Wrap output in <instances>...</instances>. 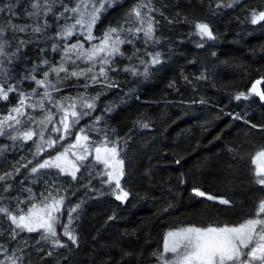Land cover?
Masks as SVG:
<instances>
[{"label": "trees", "instance_id": "obj_1", "mask_svg": "<svg viewBox=\"0 0 264 264\" xmlns=\"http://www.w3.org/2000/svg\"><path fill=\"white\" fill-rule=\"evenodd\" d=\"M65 2L71 7L79 0ZM228 2L231 0H152V5L158 9L154 15L160 43L145 46L137 41L135 47L159 51L162 63L150 67L147 78L123 71L109 74L120 87L106 89L100 95L93 116L101 115L96 127L106 129L110 137L119 140L120 155L125 161L123 184L129 193L126 202L116 200L110 193L112 185L101 183L95 174L101 165H94L87 172L82 168L77 175H83L84 179L72 182L83 185L91 179L90 186L95 192L81 186L72 195V186L63 183L70 179L67 176L49 175L33 183L28 168H22L20 174L9 181L12 188L0 193L3 197L0 206L15 205L16 197L26 198L28 193L22 189L27 187L39 196L52 181L67 189L65 207L84 201L78 210L79 218L72 224L77 245L62 235L61 225L67 221L66 213L56 228L68 247L53 248L45 241L36 243L39 233H24L28 244H23L19 237L17 241H9L6 235L0 236V242L6 243L10 252L19 242L24 249L21 253L24 264H157V255L163 250L169 231L188 226L238 225L252 216L259 201L264 199V187L255 183L256 177L251 171L254 166L250 163L253 155L264 148V131L259 127L264 125V103L254 94L247 101H237L234 97L241 92L247 94L257 80L264 81V21L251 23V13L264 10V0H240L232 8L216 6ZM4 3L6 0H0V5ZM31 3L32 0H19L13 24L33 23V18L27 15L33 11ZM136 4L137 0H117L111 8L101 12L92 34L99 37L108 27L124 23L125 16ZM62 10L60 4L54 8V12ZM6 16L7 12L0 13V23ZM39 19L49 23L43 36L33 39L29 33H17V37L31 42L10 61L0 57L11 82H19L42 57H49L53 63L60 58L58 52L51 53L49 49L55 42H64L57 37L63 19L58 24L53 13L47 16L41 13ZM197 23H207L216 39L202 40L194 34ZM3 26L8 27L7 23ZM79 27L77 25V29ZM10 36L11 33L5 31L0 40V43L9 40L11 47L5 45L9 53L16 50L18 42L10 40ZM77 38L84 40V36L74 35L71 41ZM200 44L203 46H198ZM89 46L85 42L84 47ZM121 51L126 57L131 56L133 46L126 43ZM144 59L149 57L144 55ZM116 62L120 68L130 63L120 56L116 57ZM132 62H136L135 57ZM87 66L81 64L82 68ZM201 74L207 79H197ZM37 76L39 78V73ZM83 82V79L72 78L65 82L64 91L54 95L83 92L79 87ZM171 84L175 87H170ZM21 86L31 91L34 82L25 80ZM258 90L264 91V82ZM96 91L95 87L87 89L90 94ZM201 99L206 103H199ZM15 104L16 94L13 93L9 101H0V112ZM106 107H111V111L105 113ZM236 114L258 127L252 128L243 120L233 119ZM91 121V116L85 117L77 127ZM142 123L148 127H141ZM72 131L75 133V129ZM90 135L95 138L97 133ZM63 143L67 145L69 140ZM12 144L0 137V146ZM31 146L29 141L23 147H11L0 155V172L11 171L18 161L24 162L22 157L24 160L32 158ZM60 148L57 144L38 159ZM48 171L55 172L54 169ZM193 188L217 199L196 197ZM219 199L230 203L220 204ZM112 216L115 219H109ZM9 223L0 217V225L5 230ZM48 251L53 255L48 256Z\"/></svg>", "mask_w": 264, "mask_h": 264}, {"label": "snow or ice", "instance_id": "obj_2", "mask_svg": "<svg viewBox=\"0 0 264 264\" xmlns=\"http://www.w3.org/2000/svg\"><path fill=\"white\" fill-rule=\"evenodd\" d=\"M18 2L19 0H6V3L0 5V13L7 12L3 23L8 25L5 29L3 23H0V40L3 39L5 31H8L11 33L10 40L18 41L16 50L9 53L5 51V45L11 47L9 40H3L0 43V57L10 61L11 57L31 42L17 37V33H29L33 39L43 36L49 23L46 19L41 22V13L44 16L53 13V18L58 24L63 19L64 23L60 24L57 37L64 42H55L49 49L51 53H59V60L53 63L49 57H42L39 64L34 65L19 82L10 81V73L3 67L4 61L0 60V101L7 102L10 94H16V104L8 105L6 111L0 112V137L13 142L12 145L0 146V155L11 147H23L29 141L32 142L33 149L32 158L24 160L22 157L24 162L18 161L11 171L0 172V193L12 188L9 181L14 180L22 168H28L33 183L49 175L67 176L70 179L63 183L72 186V195L81 186L95 192L96 189L90 186L91 179L83 185H73L72 182L84 179L83 175H77L81 173L82 168L87 172L90 167L101 165L102 167L95 170L101 183L112 185L110 193L115 195L116 200L126 202L129 193L120 184L124 175V159L120 156L119 140L115 136L110 137L106 129L96 127L100 124L102 116H93V113L96 112V102L106 89L120 87L119 82L109 75L110 73L123 71L131 76L140 75L147 78L149 68L162 63L159 51L149 52L146 47H135L137 41H141L145 46L160 43L156 35L158 21L154 15L158 9L152 5V0H137V4L125 16L124 23L110 26L101 36L96 37L92 34V29L101 12L107 11L117 0H79L71 7L65 0H32L30 7L33 11L27 13L33 18L30 25L12 23V18L17 16L14 9ZM239 2L240 0H231L226 4L217 3L216 6L232 8ZM57 4L62 6V11L54 12ZM70 20L73 22L68 23ZM261 21H264V10L253 11L251 23L257 24ZM77 25L80 26L79 29ZM194 28V34L202 40L216 39L207 23H197ZM74 35L84 36V40L77 38L71 41ZM94 40L97 42L91 43ZM85 42L90 45L87 49L84 47ZM126 43L133 46L132 55L127 57L125 52L121 51V46ZM40 51L43 53L45 49ZM144 55L149 59L145 60ZM117 56L127 58L130 63L120 68L116 62ZM133 57L136 62H132ZM69 64L72 65L71 68L68 67ZM81 64L88 66L82 68ZM138 65H142V69ZM97 68L98 71H94ZM61 73L64 75L61 76ZM72 78L76 81L83 79L84 82L79 85L84 89L83 92H77L75 95H54L64 91L65 82ZM197 79L206 80L207 77L201 74ZM25 80L34 82L31 91L21 86ZM262 82L264 81L257 80L256 84ZM72 86L75 87L76 84ZM169 86L175 87L174 84ZM90 87H95L97 91L94 94L88 93L87 89ZM41 89L43 91H40ZM253 94L259 97L260 101H264V91L258 90L255 85L247 94L241 92L235 95L234 99L247 101ZM199 103L206 101L201 99ZM103 111L109 112L111 107H106ZM89 116L92 117L90 123L77 127L82 119ZM233 119L243 120L252 128L258 127L239 114L234 115ZM140 126L147 128L148 124L142 123ZM259 127L264 131V125ZM91 132L97 133L95 138L90 135ZM66 139L69 143L64 145ZM16 142L20 143L17 145ZM57 144L61 145L60 149L51 152L42 160L38 159L45 151L54 149ZM33 160L36 162L33 163ZM176 162L179 163L178 160ZM250 163L254 166L251 171L256 177L255 183L264 187V148L253 155ZM29 165L32 166L29 168ZM53 169L54 173L48 171ZM91 175L92 173H89V177ZM22 190L28 193L26 198L16 197L15 205L0 206V217L10 222L6 230L0 225V236L6 235L9 241H17L19 237L23 244H28V238L23 234L39 233L35 238L36 243L45 241L51 243L53 248L68 247L62 242L61 234H58L56 228L66 213L67 221L61 225L62 235L73 245H77V236L72 224L79 218L78 210L84 201L65 207V201L68 199L67 189L55 181L50 182L39 196L33 193L30 187ZM192 192L196 197L217 199L198 188H193ZM2 198L0 195V199ZM218 202L224 205L230 203L226 199H219ZM109 219H115V216ZM23 251L19 242L18 247L11 252L6 243L0 242V257H3L0 264H24L21 254ZM47 255L52 256L53 252L48 251ZM157 259L163 264H264V199L259 201L252 216L238 225L189 226L169 231Z\"/></svg>", "mask_w": 264, "mask_h": 264}, {"label": "rangeland", "instance_id": "obj_3", "mask_svg": "<svg viewBox=\"0 0 264 264\" xmlns=\"http://www.w3.org/2000/svg\"><path fill=\"white\" fill-rule=\"evenodd\" d=\"M121 156V155H120ZM91 159V157L89 158V160ZM124 178H125V161H124V175H123V177L121 178V181H120V184H121V187H123L124 188ZM125 189V188H124ZM126 190V189H125ZM189 227V226H188ZM184 228V227H183ZM180 229V228H179ZM172 231H175V230H172ZM167 239V235H166V237H165V240ZM164 243H165V241H164ZM170 255V254H169ZM157 264H163V262L161 261V260H159V262L157 263Z\"/></svg>", "mask_w": 264, "mask_h": 264}, {"label": "water", "instance_id": "obj_4", "mask_svg": "<svg viewBox=\"0 0 264 264\" xmlns=\"http://www.w3.org/2000/svg\"><path fill=\"white\" fill-rule=\"evenodd\" d=\"M255 86L257 87V88H260V86H261V83L260 84H255ZM262 103H264V101H262Z\"/></svg>", "mask_w": 264, "mask_h": 264}]
</instances>
